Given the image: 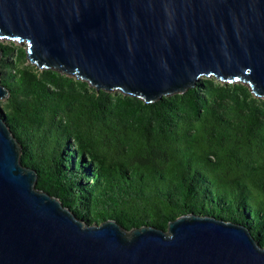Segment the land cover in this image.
<instances>
[{"label": "water", "instance_id": "1", "mask_svg": "<svg viewBox=\"0 0 264 264\" xmlns=\"http://www.w3.org/2000/svg\"><path fill=\"white\" fill-rule=\"evenodd\" d=\"M0 38L25 42L42 70L148 104L204 77L264 99V0H0ZM10 95L0 79V264H264L250 228L214 215L132 228L79 217L23 162Z\"/></svg>", "mask_w": 264, "mask_h": 264}, {"label": "trees", "instance_id": "2", "mask_svg": "<svg viewBox=\"0 0 264 264\" xmlns=\"http://www.w3.org/2000/svg\"><path fill=\"white\" fill-rule=\"evenodd\" d=\"M0 47L2 114L40 188L88 222L167 227L196 212L240 222L264 246V99L249 87L204 77L148 104Z\"/></svg>", "mask_w": 264, "mask_h": 264}, {"label": "rangeland", "instance_id": "3", "mask_svg": "<svg viewBox=\"0 0 264 264\" xmlns=\"http://www.w3.org/2000/svg\"><path fill=\"white\" fill-rule=\"evenodd\" d=\"M8 41H11V40H8V39H1L0 38V43L1 44H6ZM17 44H19V45H21V46H26V43L25 42H22V43H17ZM6 100H2L1 101V105L3 106V104H4V102H5Z\"/></svg>", "mask_w": 264, "mask_h": 264}]
</instances>
